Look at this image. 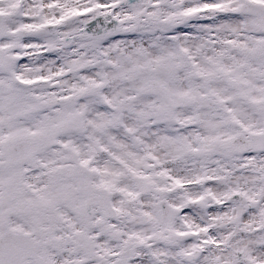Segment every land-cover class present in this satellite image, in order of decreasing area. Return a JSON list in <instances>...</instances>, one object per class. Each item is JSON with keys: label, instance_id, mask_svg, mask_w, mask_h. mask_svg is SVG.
Instances as JSON below:
<instances>
[{"label": "snow or ice", "instance_id": "6c2138e0", "mask_svg": "<svg viewBox=\"0 0 264 264\" xmlns=\"http://www.w3.org/2000/svg\"><path fill=\"white\" fill-rule=\"evenodd\" d=\"M0 264H264V0H0Z\"/></svg>", "mask_w": 264, "mask_h": 264}]
</instances>
